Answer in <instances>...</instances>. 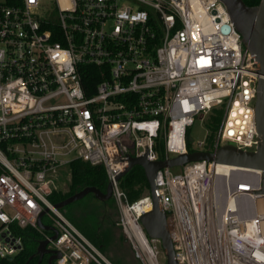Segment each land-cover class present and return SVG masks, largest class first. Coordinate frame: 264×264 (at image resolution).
I'll use <instances>...</instances> for the list:
<instances>
[{"label": "built area", "instance_id": "obj_1", "mask_svg": "<svg viewBox=\"0 0 264 264\" xmlns=\"http://www.w3.org/2000/svg\"><path fill=\"white\" fill-rule=\"evenodd\" d=\"M240 37L222 0H0V257L22 248L16 227L30 224L57 264H112L47 197L58 168L81 158L104 165L134 256L163 264L140 222L149 191L129 200L115 176L129 155L159 158L161 131L165 157L188 151L186 129L218 106L212 150L256 149L260 74ZM82 64L95 84H83ZM229 166L157 170L178 264H264L262 170ZM45 205L53 239L37 224Z\"/></svg>", "mask_w": 264, "mask_h": 264}, {"label": "water", "instance_id": "obj_2", "mask_svg": "<svg viewBox=\"0 0 264 264\" xmlns=\"http://www.w3.org/2000/svg\"><path fill=\"white\" fill-rule=\"evenodd\" d=\"M227 8L234 27L240 33L241 42L254 53L256 59V71L260 74L256 82L255 96V124L259 135V142L254 150L240 149L234 144L225 143L216 150L195 149L181 152L165 158L150 160L146 154L140 156H128V162L115 176L119 180L121 176L134 164H140L145 172L148 181V191L152 199V208L140 215V222L150 237L160 241L163 252L166 256L167 264H178L174 257V249L168 232L167 214L161 208L157 193L156 172L165 166H181L191 161L206 160L225 163L233 166L257 167L262 170L260 192L264 194V0L257 4L248 5L244 0H222ZM224 30L229 29V25L223 26ZM87 193H93L98 199H107L112 195V181H108L105 190L94 185L85 186L67 197L52 203V206L59 208L74 200L80 199ZM49 210V206L41 210L37 217V224L40 228L52 230L50 238L57 235V228L52 224L42 221V215ZM48 238L44 237L39 241L37 247L38 258L36 264L41 263L43 254L50 253L51 259L60 257L58 250L47 246Z\"/></svg>", "mask_w": 264, "mask_h": 264}, {"label": "trees", "instance_id": "obj_3", "mask_svg": "<svg viewBox=\"0 0 264 264\" xmlns=\"http://www.w3.org/2000/svg\"><path fill=\"white\" fill-rule=\"evenodd\" d=\"M260 0H244L248 5L257 4ZM95 66L91 64H82V78L83 84L88 86V84H95L97 81V76L93 74V69ZM90 93V92H89ZM223 113L222 107H213L207 119L205 120V125L208 129V134L205 137V144L203 148L206 150L213 149V142L216 130L219 126L221 117ZM186 146L188 151L198 149L195 146L190 137L189 129H186ZM155 149L159 158L165 157L164 148V135L163 131L159 132L158 136L155 138ZM70 179L66 190L53 189L48 194V199L55 203L61 199L67 197L68 195L76 192L77 190L88 186L94 185L101 190H105L108 179L106 170L103 164L95 163L92 164L89 161L83 160L81 158H74L69 162ZM120 187L125 191L129 200H135L139 198L146 190H148V181L145 176L143 167L140 164L132 165L119 179ZM93 194V193H92ZM94 195V194H93ZM65 206L59 207L60 210H64ZM65 213V212H64ZM65 215L74 221L78 226V229L102 252L105 251L104 239L107 237L106 234L102 236L101 232H97L95 224H84L80 221L73 219L67 213ZM48 218L44 215L42 220H47ZM51 222V220H49ZM76 226V227H77ZM17 232L22 236L23 244L22 248L12 255L11 257H0V264H36L38 253L37 247L39 241L43 238V233L36 227L28 224L24 227H16ZM45 233H51V230L42 229ZM40 264H49L47 261V254H43Z\"/></svg>", "mask_w": 264, "mask_h": 264}, {"label": "rangeland", "instance_id": "obj_4", "mask_svg": "<svg viewBox=\"0 0 264 264\" xmlns=\"http://www.w3.org/2000/svg\"><path fill=\"white\" fill-rule=\"evenodd\" d=\"M209 112L210 111L203 113L199 117L197 116L193 124L188 127L189 137L197 148L201 147L198 146L196 142L203 139L205 140V137L208 134L205 120L207 119ZM204 144L205 142L203 145ZM171 168L174 171H179L182 167L172 166ZM68 172L69 170L67 165H63L58 168V172L55 176L57 189H67L70 179ZM145 192H147V190ZM60 212L75 226H77L76 223H74L71 218L67 217L65 213L85 225L95 224L97 232H101L100 234H102V236L106 234L107 237L104 239V244L106 246L105 251L102 252L97 246L96 247L112 264H141L134 256L129 242L121 233V229L118 224L119 208L114 197H112L109 201H105L104 199L96 198L92 193H87L80 199L66 204L65 209L63 211L60 210ZM160 261L163 264H167L166 256L165 258L160 257Z\"/></svg>", "mask_w": 264, "mask_h": 264}, {"label": "flooded vegetation", "instance_id": "obj_5", "mask_svg": "<svg viewBox=\"0 0 264 264\" xmlns=\"http://www.w3.org/2000/svg\"><path fill=\"white\" fill-rule=\"evenodd\" d=\"M112 197H113V195H111L109 198L104 199V200H105V201H109V200L112 199ZM46 254H47V261H48L49 264H51V263L49 262V256H50V253H46ZM51 262L57 264V258H55V259H51Z\"/></svg>", "mask_w": 264, "mask_h": 264}, {"label": "crops", "instance_id": "obj_6", "mask_svg": "<svg viewBox=\"0 0 264 264\" xmlns=\"http://www.w3.org/2000/svg\"><path fill=\"white\" fill-rule=\"evenodd\" d=\"M69 170V169H68ZM68 174H69V176H70V172H68ZM46 216V215H45ZM47 217V216H46ZM48 218V217H47ZM44 221V220H43ZM46 224L47 223H49L50 221H49V219H47V220H45L44 221ZM78 228V227H77ZM121 229V228H120ZM121 233H122V235H123V237L125 238V236H124V234H123V232H122V230H121ZM128 241V240H127Z\"/></svg>", "mask_w": 264, "mask_h": 264}, {"label": "bare ground", "instance_id": "obj_7", "mask_svg": "<svg viewBox=\"0 0 264 264\" xmlns=\"http://www.w3.org/2000/svg\"><path fill=\"white\" fill-rule=\"evenodd\" d=\"M220 166H224V165H220ZM230 168H234V169H237V168H241V167H236V166H229ZM149 205H146L145 207H148Z\"/></svg>", "mask_w": 264, "mask_h": 264}]
</instances>
